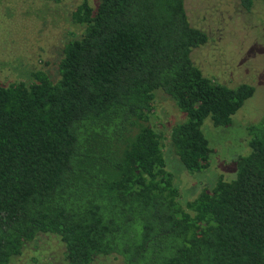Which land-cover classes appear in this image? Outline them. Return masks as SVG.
I'll use <instances>...</instances> for the list:
<instances>
[{"label":"trees","instance_id":"1","mask_svg":"<svg viewBox=\"0 0 264 264\" xmlns=\"http://www.w3.org/2000/svg\"><path fill=\"white\" fill-rule=\"evenodd\" d=\"M71 17L83 29L56 80L37 70L29 83L0 81V264L40 234L60 239L65 264H264V113L235 176L185 203L151 121L162 91L183 114L175 154L202 171L204 120L229 126L254 86L229 87L194 63L208 36L185 0H83Z\"/></svg>","mask_w":264,"mask_h":264},{"label":"rangeland","instance_id":"2","mask_svg":"<svg viewBox=\"0 0 264 264\" xmlns=\"http://www.w3.org/2000/svg\"><path fill=\"white\" fill-rule=\"evenodd\" d=\"M82 1L0 0L2 84L29 83L37 70L56 80L64 44L83 29L71 17ZM88 1L92 6L98 2ZM185 7L192 25L208 36L204 45L192 51L194 63L215 81L229 87L251 84L254 92L233 115L229 126L215 127L209 119L204 120L201 129L211 148V162L208 168L194 173L181 165L169 138L171 127L183 119V114L166 94L156 92L151 121L163 134L166 168L173 174L182 203L200 189L213 187L219 177L229 180L235 176L237 159L249 150L245 142L247 127L264 113V3L256 0L245 9L239 0H185ZM64 250L58 237L40 234L13 264H65ZM93 264L121 262L102 257Z\"/></svg>","mask_w":264,"mask_h":264}]
</instances>
